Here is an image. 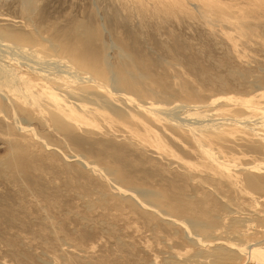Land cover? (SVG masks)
<instances>
[{
    "label": "rangeland",
    "instance_id": "obj_1",
    "mask_svg": "<svg viewBox=\"0 0 264 264\" xmlns=\"http://www.w3.org/2000/svg\"><path fill=\"white\" fill-rule=\"evenodd\" d=\"M28 33L51 59L0 55L30 91L0 93V264L264 252V0H1Z\"/></svg>",
    "mask_w": 264,
    "mask_h": 264
},
{
    "label": "bare ground",
    "instance_id": "obj_2",
    "mask_svg": "<svg viewBox=\"0 0 264 264\" xmlns=\"http://www.w3.org/2000/svg\"><path fill=\"white\" fill-rule=\"evenodd\" d=\"M1 1V0H0ZM3 1V0H2ZM158 1V0H157ZM141 2V1H140ZM216 7V6H215ZM164 9V8H163ZM214 11V10H213ZM225 11V10H224ZM26 13V12H25ZM36 14H34V16H35ZM37 16V15H36ZM76 31V30H75ZM81 34H83V28L81 27ZM32 32V31H31ZM78 32V31H77ZM75 33V32H74ZM29 34V33H28ZM33 34H35V33H31V34H29L27 37H25L24 35H21V37L19 36V35H17V34H14V35H11V36H8V37H5V36H0V55L1 56H3V55H5V56H7V57H10L11 59H12V61H15V62H17V64H20V63H22V64H25L31 71H33V72H37L38 71V67H40L41 66V64L39 65L38 63H39V61H50V59H51V57L47 54V53H49V51H47V50H43V47H42V45L38 42V40H37V36H31V35H33ZM80 35V34H79ZM83 37L82 36H80L79 37V39H82ZM82 41V40H81ZM43 52H45L46 53V55H44L45 53H43ZM51 54V53H50ZM52 61V60H51ZM2 65H3V63H2ZM6 67H7V65L6 64H4ZM2 67V66H1ZM55 67V66H54ZM12 68V67H11ZM11 71H12V69H11ZM8 72V71H7ZM32 72V73H33ZM5 74V73H4ZM39 76H41L40 74H38ZM5 77H7V76H5ZM8 78V77H7ZM9 79H10V81H11V83L13 84L12 85V87L9 89V88H6V89H3L2 88V86H1V84H0V93H7L8 95L9 94H13V93H16V92H18V93H21L22 95H25V94H27L28 95V93L30 92L29 90H26V89H24L23 87H21L20 85H18V83H17V78H16V75L15 74H9ZM21 79V78H20ZM22 80V79H21ZM7 81V80H6ZM52 85H54V84H52ZM122 85V86H121ZM120 85V87L121 88H127V89H129L131 92L133 91V90H135V88H134V84H132V83H130L129 82V84H124V83H122ZM58 87H59V85H58ZM102 87V86H101ZM51 90H53V89H51ZM67 90V89H66ZM63 92H65V91H63ZM7 95V96H8ZM29 95H30V93H29ZM109 95H110V93H109ZM133 97V96H132ZM134 98V97H133ZM53 99V98H52ZM56 100H57V98H56ZM61 100V99H60ZM117 100V99H116ZM58 101V100H57ZM27 102V101H26ZM59 103V102H58ZM54 104V103H53ZM60 105H61V103H60ZM61 106H64V105H61ZM54 107H55V104H54ZM145 107V106H144ZM56 108H57V106H56ZM82 108H84V107H82ZM97 108V107H96ZM52 109V108H51ZM58 109H60L59 107H58ZM63 109V108H62ZM97 109H99V108H97ZM100 111L99 112H101V109H99ZM106 111V108L105 109H102V111ZM122 110V109H121ZM121 110H120V112H121ZM83 111V110H82ZM87 111V110H86ZM98 111V110H97ZM126 111L127 112H130V117H132V118H134V119H136V120H138L140 117L139 116H137L136 114H135V112L133 113V111H131V110H129V109H126ZM68 112V111H67ZM79 112V111H78ZM91 112H92V110H91ZM106 112H108V111H106ZM80 113V112H79ZM56 114V113H55ZM74 114H78V113H74ZM91 114H93V113H91ZM71 115H72V113H71ZM82 115V114H81ZM84 115V114H83ZM101 115H102V113H101ZM59 116V115H58ZM75 116H78V115H74L73 117H75ZM85 116V115H84ZM94 116V115H93ZM64 117V116H63ZM76 118V117H75ZM78 118V117H77ZM64 119V118H63ZM80 119V118H79ZM84 119V118H83ZM83 119H81V120H83ZM80 120V121H81ZM73 121V120H72ZM74 122V121H73ZM76 123V122H75ZM77 123H79V121L77 122ZM81 123H82V121H81ZM84 123V122H83ZM89 123V122H88ZM91 126H93V125H91ZM135 131V130H134ZM202 226V225H201ZM205 226V225H204ZM246 226V225H245ZM249 226V225H248ZM197 227H199V226H197ZM245 228V227H244ZM249 228V230H250V226L248 227ZM252 228V227H251ZM239 230V229H238ZM242 230V229H241ZM240 230V232L241 233H244V232H242ZM247 230V229H246ZM239 233V232H238ZM241 233L239 234L240 236H241ZM246 233H248V232H246L245 231V233L244 234H246ZM235 235H236V233H235ZM236 236H238V235H236ZM243 237H244V235H243ZM230 238H232V237H230ZM234 238H236V237H234L233 236V239ZM242 238V237H241ZM241 238H240V240H241ZM245 239H246V236L244 237ZM243 239V238H242ZM244 239V240H245ZM199 240V239H198ZM235 241L236 240H239V239H234ZM200 242L199 243H201V240H199ZM219 241V240H218ZM229 241V240H228ZM195 242V241H194ZM198 242V241H197ZM212 242V241H211ZM221 242V241H220ZM238 242V241H237ZM241 242H242V240H241ZM207 243V242H206ZM217 243V242H216ZM226 243H227V241H226ZM232 244L234 243V242H231ZM205 244V243H204ZM218 244H219V242H218ZM222 243H220V245H221ZM231 244V245H232ZM203 245V244H202ZM209 245V244H208ZM228 245H230V244H228ZM204 246V245H203ZM210 246V245H209ZM216 246V245H215ZM219 246V245H218ZM217 246V247H218ZM235 247V246H234ZM206 248H207V246H206ZM222 248V247H221ZM221 248H219V254L222 256V254H221V252H223V255L225 256L228 252H224L225 250L226 251H228L227 250V247H224L223 246V248H225L224 250L223 249H221ZM230 248H231V246H230ZM229 248V249H230ZM210 249H212V248H210ZM234 249V248H233ZM236 250H229L230 251V253L229 254H231L230 255V257L229 258H231V259H234V257H235V260L236 259H238L240 262H241V258H242V256L243 255H246V257L248 258L247 260H246V258H244L247 262V264H253V263H251V261H253V260H258V261H256L257 263L256 264H264V252L263 253H261V252H257L256 251V249L255 248H252L251 246H246V247H236L235 248ZM206 250V249H205ZM207 251V250H206ZM217 251V250H216ZM217 251V252H218ZM200 252V251H199ZM214 252V251H213ZM225 253V254H224ZM208 254L210 255V252H208ZM214 255H215V252L213 253ZM218 255L216 254L215 255V258H218L217 257ZM224 256H222V258H223V260L221 259L220 261L222 262V261H224V258L225 257H227V258H225V259H227V261L229 260L228 259V255H226L225 257ZM188 258V257H187ZM204 258V257H203ZM213 258V257H212ZM220 258V257H219ZM243 259V258H242ZM194 260V259H193ZM214 260V259H213ZM212 260V261H213ZM216 260V259H215ZM218 260V259H217ZM234 260V261H235ZM238 260H236V261H238ZM244 260V261H245ZM184 261V260H183ZM186 261V260H185ZM184 261V262H185ZM198 262H200V261H198ZM202 263H203V261H201ZM217 263V262H216ZM238 263V262H237ZM236 263V264H237ZM186 264V263H185ZM219 264V263H218ZM227 264V263H226ZM230 264V263H229ZM235 264V263H234ZM243 264H245V263H243Z\"/></svg>",
    "mask_w": 264,
    "mask_h": 264
}]
</instances>
